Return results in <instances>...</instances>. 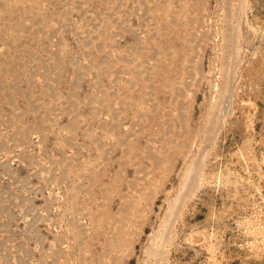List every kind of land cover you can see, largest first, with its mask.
<instances>
[{"label": "rangeland", "instance_id": "obj_1", "mask_svg": "<svg viewBox=\"0 0 264 264\" xmlns=\"http://www.w3.org/2000/svg\"><path fill=\"white\" fill-rule=\"evenodd\" d=\"M0 264H264V0H0Z\"/></svg>", "mask_w": 264, "mask_h": 264}]
</instances>
